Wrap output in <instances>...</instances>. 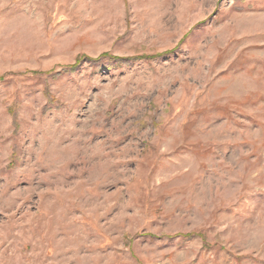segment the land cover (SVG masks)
I'll use <instances>...</instances> for the list:
<instances>
[{
  "label": "rangeland",
  "instance_id": "1",
  "mask_svg": "<svg viewBox=\"0 0 264 264\" xmlns=\"http://www.w3.org/2000/svg\"><path fill=\"white\" fill-rule=\"evenodd\" d=\"M0 264H264V0H0Z\"/></svg>",
  "mask_w": 264,
  "mask_h": 264
},
{
  "label": "trees",
  "instance_id": "2",
  "mask_svg": "<svg viewBox=\"0 0 264 264\" xmlns=\"http://www.w3.org/2000/svg\"><path fill=\"white\" fill-rule=\"evenodd\" d=\"M104 57H105V56H104ZM98 61H99V60H98ZM95 63H97V61H96ZM76 67H78V65H76L75 68H76Z\"/></svg>",
  "mask_w": 264,
  "mask_h": 264
}]
</instances>
